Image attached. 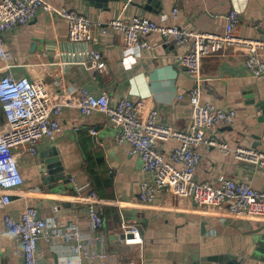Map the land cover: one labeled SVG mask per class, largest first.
Wrapping results in <instances>:
<instances>
[{"label": "crops", "instance_id": "0c3cea01", "mask_svg": "<svg viewBox=\"0 0 264 264\" xmlns=\"http://www.w3.org/2000/svg\"><path fill=\"white\" fill-rule=\"evenodd\" d=\"M45 2L55 11L68 8L102 26L117 18L129 22L137 16L161 26L216 35L223 32L224 16L235 10L239 22L234 35L264 40V0ZM2 40L11 59L0 60V77H27L74 97L81 91L95 96L106 93L111 106L125 99L143 100L142 114L155 109L160 124L180 131L189 128L187 94L195 83L180 64L188 48L166 42L158 33L147 36L151 47L146 51L125 48L120 34L102 36L99 28L92 44L72 43L67 22L39 10L26 25L2 34ZM51 47L55 48L52 61L47 53ZM90 48L100 55L95 63L79 55ZM246 54L245 47L234 45L201 60V100L233 110L235 118L232 124L219 123L206 130L208 143L199 148L201 160L194 180L216 186L231 178L262 190L264 167L238 161L233 155L237 148L264 153V122H259L251 103L252 99L264 101V74L252 76L244 65ZM260 57L264 59V51ZM98 67H103L101 73ZM52 119L58 121L61 131L52 141H38L36 156L29 155L26 146L13 150L24 183L11 193V203L0 209V264H23L22 247L8 234L3 217L8 214L18 219L29 206L37 208L49 231H63L78 223L87 249L107 254L105 259L80 262L71 251L73 241L52 237L38 241L37 264H138L140 260L144 264H264V228L259 230L264 221L226 217L220 209L199 210L189 198L165 191L151 204L140 203V184L151 182V176L143 172L140 157L129 154V144L116 142L117 128L106 115L93 112L85 116L75 108H65ZM9 128L0 109V134ZM222 144L229 153L220 149ZM159 145L168 159L177 142L169 139ZM52 149L67 182L43 171L41 155L49 160ZM92 191L97 196L92 200L103 211L104 225L99 232L92 230L86 217L87 196ZM122 220L141 229L142 245L120 242Z\"/></svg>", "mask_w": 264, "mask_h": 264}, {"label": "built area", "instance_id": "2783aa9c", "mask_svg": "<svg viewBox=\"0 0 264 264\" xmlns=\"http://www.w3.org/2000/svg\"><path fill=\"white\" fill-rule=\"evenodd\" d=\"M39 10L63 18L68 26V40L72 43L92 44L95 29L99 28L102 36L120 34L125 48L149 50L151 46L147 36L151 33L160 34L166 42L171 41L175 46L187 47V52L180 58V64L195 83L187 94L191 105V120L187 130H175L158 122L159 114L155 109L142 114L143 100L132 102L125 99L111 106L110 97L106 93L95 96L81 91L80 96L74 97L70 93L56 92L40 81H30L27 77L2 75L0 109L10 128L0 134V209H5L11 203V193L24 183L13 150L26 146L27 153L36 156L37 142L43 139L52 141L61 131V126L52 116L60 115L65 108H75L85 116L93 112L106 115L117 128L116 142L129 144V154L140 157L143 172L151 176V182L140 184V203L151 204L164 190L174 196L189 198L199 210L220 209L226 217L264 221V189L257 190L248 183L231 178L223 179L216 186L194 180L195 170L201 160L199 148L208 143L206 130L219 123L232 124L235 118L233 110H222L201 100V60L229 46H243L247 49L245 68L254 77L264 74V59L260 57V52L264 51V40H246L234 35L239 22L237 11L230 10L224 16L223 32L216 35L185 30L178 26H161L146 17L137 16L129 22L117 18L102 26L68 8L55 11L45 0H0L1 61L11 59V53L4 49L2 34L26 25L35 18ZM177 13L178 10L175 9L173 16L176 17ZM79 55L92 63L100 58L93 48ZM97 70L101 73L103 67H98ZM169 139L177 142V145L166 159L160 152L159 144ZM220 149L225 154L230 152L227 145H220ZM233 155L238 161L264 167L262 152L237 148ZM96 197L93 191L87 196L86 217L92 230L99 232L103 228L104 218L103 211L92 200ZM3 221L8 234L22 247L23 264H37L38 241H49L52 237L73 241L71 251L80 262L107 257L104 252L95 253L87 249L78 223H72L63 231H49L45 220L39 216L34 206L25 208L18 219L5 214ZM120 227L123 232L120 242L123 245L143 244L141 229L136 224L122 220ZM138 264H144L143 260Z\"/></svg>", "mask_w": 264, "mask_h": 264}, {"label": "water", "instance_id": "95a60500", "mask_svg": "<svg viewBox=\"0 0 264 264\" xmlns=\"http://www.w3.org/2000/svg\"><path fill=\"white\" fill-rule=\"evenodd\" d=\"M47 53L49 54V60L52 61L54 59V56H55V48H52V47L48 48ZM251 103L254 104L255 110L259 114V117H258L259 122L263 123L264 122V101L255 102L254 99H252ZM256 139L258 140L259 138H256ZM41 157L43 159V164H44V170L43 171H46V173L48 175H54L56 177V179H58V180H64L65 182H67V180H66L67 176L65 175L62 167L60 166L59 159L56 158V153L53 149H52L51 154L49 156V158H50L49 160H44L45 155H41ZM46 165H52V168L48 169L46 167ZM45 167H46V169H45ZM162 191H164V190H162ZM263 228H264V226L261 227L259 230H262Z\"/></svg>", "mask_w": 264, "mask_h": 264}]
</instances>
